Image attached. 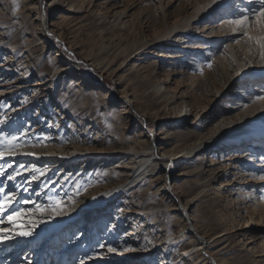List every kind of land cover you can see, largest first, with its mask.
<instances>
[{
  "label": "rangeland",
  "instance_id": "1",
  "mask_svg": "<svg viewBox=\"0 0 264 264\" xmlns=\"http://www.w3.org/2000/svg\"><path fill=\"white\" fill-rule=\"evenodd\" d=\"M210 1L0 0V132L18 136L14 150L26 153L15 160L20 174L9 186L1 178L0 187L16 192L13 210L30 211L39 235L0 244V264L12 257L9 264H29L37 253L30 264H80L86 256L89 264H264V119L252 124L264 113L256 98L264 94L256 43L264 28L251 11L246 28L230 23L261 6ZM149 9L162 27L139 21ZM85 156L96 162L80 170ZM64 163L74 174L61 171ZM125 179L118 196L86 205ZM209 179L222 185L206 186ZM56 200L60 217L35 208L50 211ZM70 213L77 218L56 231ZM238 221L251 227L222 235ZM197 241L201 254L184 253Z\"/></svg>",
  "mask_w": 264,
  "mask_h": 264
},
{
  "label": "bare ground",
  "instance_id": "2",
  "mask_svg": "<svg viewBox=\"0 0 264 264\" xmlns=\"http://www.w3.org/2000/svg\"><path fill=\"white\" fill-rule=\"evenodd\" d=\"M228 1L229 0H223L222 2L223 3H228ZM211 2V4H213V5H215V0L214 1H210ZM192 3H193V1H192ZM185 4L182 2V4H180V6L177 8V11H176V16H178L179 14H180V11H182L181 9H182V7L184 6ZM142 19H144V21H142ZM139 21L142 23V24H147V22H149L148 23V25H150L151 23L155 26V27H162L163 26V23L161 22V20H160V14L159 13H156V11H154V10H152V9H149V11H147L146 13H144L143 15H142V18H140L139 19ZM126 34L127 33H123V36L125 37L126 36ZM123 37V38H124ZM127 50V47L125 48V50H124V52ZM259 51H260V53L262 54V51H264V50H262L260 47H259ZM60 60L56 57L55 58V60H54V62H59ZM73 64V66L74 67H76V68H78L77 67V64H76V62L75 61H73L72 62ZM242 72H245V68H242ZM261 106H264V99L262 100V102H261ZM205 108H207V107H205ZM184 114H186V113H184ZM264 119V113H262V114H260V115H258V116H255L253 119H252V124H254V125H256V123H261V121ZM114 127H116L117 125H113ZM181 135V133L180 132H177V135L176 136H174L173 137V141L174 140H176L179 136ZM246 136L247 135H249V133H246L245 134ZM175 138V139H174ZM69 139V138H68ZM71 141H72V139H70ZM61 144V143H60ZM58 145H59V143H57V144H52V145H48V147H49V149L48 150H50V151H52V149H55V147H58ZM74 149H76V146L75 145H70L69 146V150H74ZM14 151H16L17 152V155L15 156V157H11V159H12V161H11V164H0V169L1 168H3L2 170L3 171H5L6 173H7V175H13V176H17L18 174H20V172L18 173V170H17V168H16V166H18V162H15V160H18L19 158H22V157H24L25 155H26V153L24 152V150H21V149H18V150H14ZM168 152H170V150L168 151ZM263 155V154H262ZM91 156V155H90ZM90 156H85V157H87V158H85L84 160H85V165L84 166H82V167H79V169L80 170H83V169H85V168H88V167H90V166H92L93 164H95V160H94V158L93 159H91V157ZM263 157H264V155H263ZM262 158V157H261ZM259 159V160H261L262 161V167H264V159ZM1 160V159H0ZM2 163V162H1ZM147 163V161L145 160V158L144 159H142L141 161H140V163H139V165L134 169V171H133V175L135 176V174H137L140 170H141V168L144 166V164H146ZM15 164H17V165H15ZM72 163H64V164H60V168H61V171L63 172V173H67L68 174V176H70V175H72V174H74V167H72V165H71ZM109 164V162H108V160H107V158L106 159H104V161H103V165H108ZM234 164V163H233ZM25 164H24V162H22V164H21V166H24ZM103 165H101V166H103ZM9 166H11V167H9ZM7 168H10L9 170L7 169ZM78 169V170H79ZM83 171H80L79 173H82ZM23 174H25V172H23L22 173V175ZM7 175H4V176H0V179L1 178H3V179H6L7 178ZM102 175V174H101ZM105 179H112L113 177H114V175L113 174H111V175H102ZM234 178H235V176H233ZM213 178H215V176L213 177ZM240 178V181L241 180H250L251 179V177H239ZM238 179V178H237ZM258 179H260V178H258ZM6 180H8V178L6 179ZM227 180V179H226ZM231 180H232V178H231ZM230 179L229 180H227V181H231ZM256 180V179H255ZM14 180H12V181H9L8 180V182L6 183L5 182V185H7V186H9V184H11L12 182H13ZM128 181V179H125V180H123L122 182H120V183H115V184H111V185H109V186H107V187H104V188H102V189H99L98 191L96 190V192L94 193V197L92 198V199H90V200H88V201H86V205H88L89 207H93V205H95V206H101L107 199H111V198H113V197H116V196H118L120 193H121V191L124 189V187H125V185H126V182ZM214 183V180L213 179H209L208 180V183L206 184V186L207 185H210V184H213ZM229 183H231V182H229ZM229 183H227L226 185H228ZM214 184H217V185H219V186H221L222 185V182H215ZM240 184H245V183H240ZM247 184V183H246ZM221 188V187H220ZM219 188V189H220ZM221 191H223V190H219L218 191V193H220ZM228 198V197H227ZM262 202V201H261ZM94 206V207H95ZM186 207V206H185ZM97 208V207H96ZM263 212H264V208H263ZM147 216H148V214H146ZM77 218V214L75 213V214H73V213H70V214H68V215H66L64 218H62V219H59L57 222H55L54 223V225H55V229H56V231H58V230H60L68 221H73V220H75ZM155 225H157V227H160L161 228V224H162V222L160 221V218L154 223ZM184 227H188V224L186 223V224H184ZM251 227V223H250V221H244V222H241V221H238L237 223H233L232 224V228L233 229H230L231 231H229V229L227 228V229H225V231H224V233L222 234V235H224V234H227V232H238V231H240V230H245V229H247V228H250ZM197 228V227H196ZM64 229V228H63ZM163 230V229H162ZM197 233H199L200 235H201V238L203 239V238H207V236L206 235H204L203 233H201L199 230H198V228H197ZM248 231V230H247ZM246 231V232H247ZM61 231H59V233H60ZM62 235V234H61ZM39 238V235H34L33 234V236H31V237H28V241H33V240H37ZM208 239V238H207ZM146 240L147 241H149L150 242V244H155V241L157 240L156 239V237L154 238V237H152L151 236V238L149 237V238H146ZM200 240V239H199ZM198 240V241H199ZM205 240V239H204ZM25 242V243H23V245H20L19 244V246H18V248H20L19 249V251H21L24 247H25V245H27V243H29V242ZM186 240L185 239H180L179 241H178V243H175V244H173V246H176V245H178L179 243L181 244V243H183V242H185ZM198 241H197V243H189V246H187L186 248H185V250H184V253H187V252H189V251H192V250H194V249H197V251L196 252H199L200 253V251L202 250H200V247L201 246H203V242L202 243H198ZM208 247V246H207ZM42 247L40 246V248H38V249H41ZM133 248V247H132ZM198 248H199V250H198ZM206 248V246L205 247H203V249H205ZM46 250V249H45ZM143 252V249L141 250V249H131V253H135V252ZM38 252V250H36V253ZM201 254V253H200ZM200 254H194V260H198L199 259V257L201 256ZM39 253H37V255H34L33 254V256H32V260H30V262H29V264L31 263V262H35V263H37L38 261H39ZM122 253L118 256V258L119 257H122ZM61 255L60 256H58V258L61 260ZM85 257H83L82 259H83V261H84V263L85 264H89V263H91V261H93L91 258H87V256H86V258L84 259ZM3 258H1L0 260H2ZM12 259H13V257L12 258H10L8 261H7V264H9L11 261H12ZM3 261V260H2ZM2 261L0 262V263H2ZM174 261V260H173ZM5 262H6V260H5ZM5 262H3V263H5ZM45 262V263H44ZM44 262L43 263H41V264H48V263H51L52 262V260L51 261H49V262H47L46 260H44ZM175 262V261H174ZM174 262H172V264L174 263ZM225 262V261H224ZM6 264V263H5ZM62 264V263H61ZM220 264V263H219Z\"/></svg>",
  "mask_w": 264,
  "mask_h": 264
},
{
  "label": "snow or ice",
  "instance_id": "3",
  "mask_svg": "<svg viewBox=\"0 0 264 264\" xmlns=\"http://www.w3.org/2000/svg\"><path fill=\"white\" fill-rule=\"evenodd\" d=\"M256 2H258L261 6L258 10L245 9L239 14L238 19L232 20L230 23L239 25L241 28H246L250 23L249 15L246 13L251 11L255 23L264 28V0H256ZM243 35L249 37V39H252L247 31H244ZM256 43L262 50H264V37H257ZM262 55H264V51H262ZM256 98L264 99V94L258 95ZM0 123H4V121H0ZM24 135L25 132L19 133V137L21 138ZM17 140L18 136L16 135L6 136L3 132H0V159H7L8 157H15L17 155V152L14 151L16 147L20 146L18 143H14ZM261 159H264V157ZM4 175H7V173L3 170H0V176ZM7 178L9 181H12L16 177L13 175H7ZM33 178L35 179V177ZM259 178L264 180V175H261ZM17 203H20V201L18 200L15 191L6 190L4 187H0V244L7 243L8 241L14 240L16 238L31 237L34 234V230L38 226V221L31 217L30 211L26 212L24 208L13 210L14 205ZM24 203L27 204L28 201H24ZM35 208L41 214L47 212L48 219H54L63 215L64 204L61 202V200H56L51 205L50 211L39 203L35 204ZM5 223H7V227L4 226ZM99 247L103 248L104 245L100 244ZM115 251V248H108V252ZM80 264H84V261L81 260Z\"/></svg>",
  "mask_w": 264,
  "mask_h": 264
},
{
  "label": "water",
  "instance_id": "4",
  "mask_svg": "<svg viewBox=\"0 0 264 264\" xmlns=\"http://www.w3.org/2000/svg\"><path fill=\"white\" fill-rule=\"evenodd\" d=\"M129 184H130V183H129ZM190 227H191L190 230L193 231V230H194L193 227H192V226H190Z\"/></svg>",
  "mask_w": 264,
  "mask_h": 264
}]
</instances>
